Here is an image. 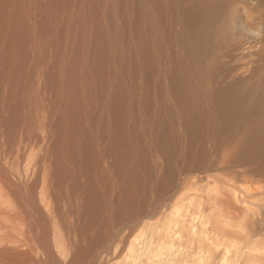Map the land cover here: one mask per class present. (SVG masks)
<instances>
[{
    "label": "bare ground",
    "instance_id": "bare-ground-1",
    "mask_svg": "<svg viewBox=\"0 0 264 264\" xmlns=\"http://www.w3.org/2000/svg\"><path fill=\"white\" fill-rule=\"evenodd\" d=\"M228 4L229 0H0V142L7 144L10 153L32 145L42 148L37 165L42 177L36 174L29 198L14 186L9 173L0 170V204L8 208L15 198L32 202L43 222L50 206L44 191L50 182L58 190L51 197L58 202L63 192L70 191L74 199L87 181L99 180L103 188L95 191L99 208L94 221L107 236L121 201L113 174L131 187L122 200L129 218L145 210V193L155 183L173 189L182 171L228 159L226 146L264 114V66L258 78L244 81L240 75L234 85L223 73L230 37L216 24L224 22ZM213 24L218 28L213 29ZM161 155L165 161L158 160ZM107 160H114L111 166ZM228 177L226 183L210 179L206 207L216 217L214 227L237 241V253L254 254L259 245L264 246L263 230L242 208H255L258 192L246 186L248 180L232 188ZM40 181L46 185L39 196ZM5 215L14 232L21 231L22 221L29 222L8 209ZM38 216L32 221L39 225ZM221 216L242 219L241 233L220 227L217 217ZM59 241L58 249L49 236L40 239L53 260L56 251L63 252L67 246V241ZM175 252L170 264H200ZM152 255L148 264L160 263ZM18 258L0 257L6 264H19ZM217 258L214 255L216 264H227ZM250 259H254L250 264H264L262 258Z\"/></svg>",
    "mask_w": 264,
    "mask_h": 264
},
{
    "label": "rangeland",
    "instance_id": "rangeland-1",
    "mask_svg": "<svg viewBox=\"0 0 264 264\" xmlns=\"http://www.w3.org/2000/svg\"><path fill=\"white\" fill-rule=\"evenodd\" d=\"M231 1L232 0H229L227 9L224 11L225 19H223L224 20V22L222 23L223 25L222 24L221 25L216 24V25L220 26L222 29L225 28V30L227 31L230 37L228 48L225 51V56L222 61L225 66L223 73L225 72L224 75H226L227 78L231 79L234 85L235 79H236L235 77H237L238 79V77L241 75V78H244V81H247V80L249 81V80L258 78L259 76H261V73L263 72L261 68H263L264 66V62H263L264 61V0H233L232 2ZM213 26H214L212 27L213 29L218 28V27H215V24H213ZM246 126H247L246 129H244L246 131L243 130L241 135L236 137L235 142H232L226 146V148H229V149H225V154L227 152L226 158L228 159L226 160L221 159V161L219 160L221 164L220 163L218 164L217 162V164L212 165V166H196L194 168H191L192 170L187 169L185 171H182L179 175L180 180L177 183V186L173 189H168V188L164 189L162 188V185L157 184V183H155V185H152V187H150L151 190L149 189L147 193H145L147 196L145 195L144 199L146 198L147 203L145 202V205L147 207H145V210L140 213L141 215L138 214L137 216H131L129 218L126 217V214H127L126 208L124 207L122 200L125 196V193L129 191L128 189H131V187L128 186L129 184L126 179L119 177L117 173L116 175L113 174L112 177L114 180V185L116 187L118 185L117 187L118 190L115 187L116 195H119V199H121V201H120L119 207L115 211L116 214L111 218V223H110L111 225L109 224L110 225L109 230H108L109 234L107 236H103L102 234L103 228L99 227L96 221H94V219L96 220V211L99 208L98 204L96 203V199H95V191L97 188H103V184H101L99 180L95 183L94 182L89 183L86 180L87 181L86 184H88L87 187L83 190L78 191L79 195L76 194L77 197L74 198L75 200L72 199V193L70 191L63 192L62 195L64 196L68 195V196L67 197L65 196L66 198L65 199L64 196L61 195L60 201L58 199V202L56 198H52L54 197L55 185L52 182H50L48 186H45V189L46 188L48 189H46V191H44L45 189L43 190L44 192H46L45 197L46 195L48 196L46 197L48 205L50 204V206H52V207L48 206V209L50 211L48 210L49 212L48 211L45 212V216H44L45 223L44 221L42 222L43 220L42 218H39L38 213H37L38 211L37 206L33 205L32 202L30 204L27 202L22 203L19 201L20 200L19 198L18 199L15 198L8 208L0 204V225H1L0 226V229H1L0 230V257H4V256L5 257L6 256L15 257L16 256V258L19 257L18 259L22 260L19 262V264H37V263L38 264H130V263L135 264V263H143L144 264V262L148 264L147 262L148 256H150L153 253L154 255L152 256H154V259L156 258V260L160 262L158 264H170L171 255L172 254L174 255L176 253L175 251L178 250V253L181 255L182 258L186 260H191L192 258L193 261H190V262H193V263L198 262L200 264H206V263L210 264L211 262L212 264L213 263L216 264L213 260L214 255L216 256L218 255L217 260L220 258H223L227 264H250L254 261V259L253 261H251L252 259L250 258H255L257 259V261L258 260L262 261L264 259V255L262 256V253L264 252L263 245H259L260 251H254V254L252 252L248 254L245 252L244 254L237 253V251L235 250L237 249L236 247L237 241H235V239L233 238L230 239V237L226 238L221 232V230L214 227L215 226L214 221L216 220V217L211 216L210 207H206L207 206L206 196H207V191H208V182L210 181V179H216V178L220 179L221 178L220 180L223 181V179L225 180V178L227 179V177L229 176L227 181H229L228 184L232 186V188H235V187L238 188L246 184L249 181L250 184L248 183L246 186L250 185L248 186L250 187V189L252 190L254 189V191L256 190L258 192L255 194L256 196L255 203L257 204L255 205V208L250 209V211L249 209L248 210L244 208L242 209L245 211H248V216L251 218L253 217L252 220L256 223V225L258 224L257 227L259 228L262 227L261 228L263 230L262 235H264V201H263L264 200V197H263L264 196V114L258 118V121L255 125L253 126L246 125ZM4 144H5L4 141L0 142V170L9 173L12 178L14 186L18 188L21 194L23 193L25 197L29 198L30 197L29 193L32 191L31 188L33 187L32 183L34 182V179L36 180L38 176H40V178L42 177L41 174L37 173V165H38L39 158L41 156L42 148L37 145H32V146L21 147L18 150V152L10 153L9 151H7L8 150L7 144L5 145ZM158 160L165 161L162 155L161 157H159ZM112 161L114 160H107L106 161L107 165L111 166ZM1 163H3V166L1 165ZM31 164L35 167H32ZM163 168L164 166H162L160 169H163ZM165 171L166 170L164 169L163 172ZM26 176H28V179ZM223 176H226V177L222 178ZM256 178L258 181L256 180ZM27 180H30V181L26 182ZM116 182H117V185H116ZM224 182L226 183V180ZM44 184L45 183H42L40 181V183L36 187V191L39 196L41 195V192H42L41 190L43 189ZM50 184L53 189L49 187ZM159 187L161 190L159 189ZM49 188L52 191H50ZM25 189H26V192H25ZM187 189L189 192L187 191ZM200 190L203 192H201ZM163 192H165L166 194ZM48 193L49 194L52 193V194L49 195ZM55 193H58V190H56ZM200 196L202 197V199ZM62 197L64 200L62 199ZM178 200H180L181 203ZM24 205L27 208H25ZM241 207L239 206L238 208H241ZM7 209L11 210L14 213L17 212L19 216L22 218V220H24V217H25V219L29 221V222H26V221L21 222L20 224L21 231L14 232L12 229H10L8 224H6L7 222L5 220L6 219L5 214H6ZM31 210L34 211L35 213L31 212ZM208 213H209V217L211 216L213 218H209ZM35 215L38 216V222L40 223L39 225L37 223L35 224V222L32 221V220H36L35 217L37 216ZM217 218H218L217 224L219 225L221 223L220 227L223 226L222 228L231 227L232 229H234V231L238 233H241L240 231L243 230L242 227L241 228L239 227L242 219L236 220L235 218L231 216L230 217L221 216ZM233 220L237 221V222L235 221L236 224L234 223ZM238 222L239 224L237 227ZM34 225L38 227H35ZM43 225L45 226L46 231L44 230ZM23 227H25V230ZM26 228L29 230V232L28 230H26ZM216 229L218 231H216ZM67 230L69 234L67 233ZM8 232L11 234H9ZM37 234L39 236H37ZM22 235H24V237H22ZM11 236L14 237L15 240L11 239L12 238ZM46 236H49V242L52 244V246L58 249L60 248L58 245V243L60 244L59 240H61V242H63V240L67 241L66 243L67 246L63 252L62 250L56 251L57 252L56 260H53L48 255V250L45 247H43L40 242V239L43 240ZM28 237L31 240H29ZM65 237H67L66 238L67 240L64 239ZM104 237H106L107 240ZM6 238L8 239L6 240ZM89 238L91 239L89 240ZM102 239H103V242H102ZM219 239H220V242H218ZM189 241H190V244H189ZM68 242H71V243H68ZM198 242L202 244H199ZM69 244H71V246ZM188 245H191V247ZM25 246L27 247L25 248ZM209 249L212 250V252L209 251ZM168 251H169V254H168ZM208 251L211 253H209ZM147 252L150 254H148ZM206 253L207 254L209 253V254L207 255ZM166 254H168V256ZM237 254L239 256L241 255V258H239ZM155 255L157 256L155 257ZM246 255L250 256L249 259ZM230 257H231V260H230ZM26 258H27V262H26ZM204 259L206 262H204ZM45 260L49 263H46ZM0 264H6V263L1 261L0 259ZM11 264H15V263L12 262Z\"/></svg>",
    "mask_w": 264,
    "mask_h": 264
}]
</instances>
